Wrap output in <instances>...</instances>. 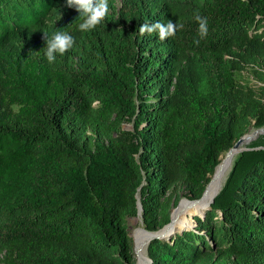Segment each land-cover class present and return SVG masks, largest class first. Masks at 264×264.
I'll return each mask as SVG.
<instances>
[{
	"label": "trees",
	"instance_id": "16d2710c",
	"mask_svg": "<svg viewBox=\"0 0 264 264\" xmlns=\"http://www.w3.org/2000/svg\"><path fill=\"white\" fill-rule=\"evenodd\" d=\"M107 3L80 31L67 0H0V264H134L137 200L163 228L264 127V0ZM54 29L74 44L49 62ZM246 146L209 206L149 242L153 264H264V134Z\"/></svg>",
	"mask_w": 264,
	"mask_h": 264
},
{
	"label": "clouds",
	"instance_id": "9594fccd",
	"mask_svg": "<svg viewBox=\"0 0 264 264\" xmlns=\"http://www.w3.org/2000/svg\"><path fill=\"white\" fill-rule=\"evenodd\" d=\"M70 6L77 9L78 23L76 29L80 31H89L93 29L105 17L108 9L107 0H67ZM199 21L200 35H204L205 19L196 17ZM148 31H158V35L163 39L167 35L173 34L176 28L182 25H174L169 22L167 25L155 23L146 25ZM143 30V29H142ZM44 55L49 62L55 60L56 55H63L66 50L71 49L74 44L73 35L64 29H54L51 32L44 33Z\"/></svg>",
	"mask_w": 264,
	"mask_h": 264
},
{
	"label": "bare ground",
	"instance_id": "6f19581e",
	"mask_svg": "<svg viewBox=\"0 0 264 264\" xmlns=\"http://www.w3.org/2000/svg\"><path fill=\"white\" fill-rule=\"evenodd\" d=\"M233 156L234 154L226 156L217 165L215 173L213 174L212 179L206 188L205 195L201 201L192 203L186 200H182L179 203L177 208L173 211V216H172V219H173L172 223L174 224L175 228L179 229L180 227L185 226L183 219L185 220L186 214L188 212L194 209H198L195 206H201V208L207 207V203L210 200L212 194L215 191H217L219 187L223 184L224 179L233 161ZM133 237L136 243V252L139 256V260L140 262H143V259L145 258V255H146L145 249L147 246L146 233L141 228H137L135 232L133 233Z\"/></svg>",
	"mask_w": 264,
	"mask_h": 264
},
{
	"label": "water",
	"instance_id": "95a60500",
	"mask_svg": "<svg viewBox=\"0 0 264 264\" xmlns=\"http://www.w3.org/2000/svg\"><path fill=\"white\" fill-rule=\"evenodd\" d=\"M259 134H264V127L262 128H254L253 130H248L246 133H244L243 135H241L237 141L227 150V153H226V156H229V155H233L234 156L240 152V151H243L245 149H247L248 147L246 146L251 140H253L254 138H256ZM233 156V158H234ZM217 168V166H216ZM215 173V172H214ZM213 176V175H212ZM212 179V178H211ZM211 179L208 181V183L205 185V188L202 192V195L197 198V199H193V200H190V199H187V198H184L183 200H186V201H189V202H192V203H196V202H199L202 200V198L204 197L205 195V191H206V188L208 186V184L210 183ZM221 186L219 187V189L217 191H215L210 200L208 201L207 203V206H209V204L214 200V197L216 196V194L219 192ZM178 206V205H177ZM176 206V208H177ZM175 208V209H176ZM174 209V210H175ZM141 210H142V207L140 205V202L139 200H137V214H140L141 215ZM171 211L170 213V220L169 222L161 229L159 230H155V231H151V230H147L146 228L142 227L141 229L146 233V242H147V246L149 244V242L153 239V238H156V237H159L165 233H170L172 232L173 230H175V226L174 224L172 223L173 219H172V216H173V211ZM147 246H146V251H147ZM135 249V246L134 248ZM135 251V250H133ZM142 264H153V261L152 259L148 256L147 252H146V255H145V258L143 259V262Z\"/></svg>",
	"mask_w": 264,
	"mask_h": 264
},
{
	"label": "rangeland",
	"instance_id": "374dc122",
	"mask_svg": "<svg viewBox=\"0 0 264 264\" xmlns=\"http://www.w3.org/2000/svg\"><path fill=\"white\" fill-rule=\"evenodd\" d=\"M123 127L125 128V129H129V130H132L133 129V126H132V122H130V121H126V122H124V124H123ZM254 128H250L249 130H253ZM226 153H227V151L226 152H223L221 155H220V157H219V162H218V164L221 162V160L223 159V158H225L226 157ZM217 164V165H218ZM216 165V166H217ZM216 166H215V168H214V170H213V172L210 174V176H209V180L212 178V175L214 174V172H215V170H216ZM231 167V166H230ZM230 169V168H229ZM229 171V170H228ZM208 180V181H209ZM208 183V182H207ZM206 183V184H207ZM181 194L183 193V191H181L180 192ZM184 198H186V197H184L183 195H181V198H180V200H179V202L177 203V205H179V203L184 199ZM176 205V206H177ZM176 206H174V208L172 209V210H174L175 208H176ZM143 227V224H142V220H141V215L140 214H137L135 217H132V218H130L129 220H128V233H129V235H130V237L132 238V243H133V248H134V246H135V249H133V250H135L134 251V264H142V262H140V260H139V256H138V254H137V252H136V243H135V240H134V237H133V233L135 232V230L137 229V228H142ZM145 253H146V249H145Z\"/></svg>",
	"mask_w": 264,
	"mask_h": 264
}]
</instances>
